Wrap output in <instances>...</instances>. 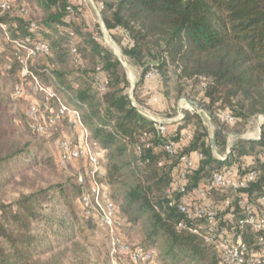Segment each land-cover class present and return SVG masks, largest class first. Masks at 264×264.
Here are the masks:
<instances>
[{
  "label": "trees",
  "instance_id": "1",
  "mask_svg": "<svg viewBox=\"0 0 264 264\" xmlns=\"http://www.w3.org/2000/svg\"><path fill=\"white\" fill-rule=\"evenodd\" d=\"M94 1L103 7L100 23L112 38L122 33L127 39L119 46L140 70L135 87L155 71L163 90L174 79L178 96L184 85L200 91V97L189 99L196 112L184 110L181 121L180 128H190L191 137L183 146L178 133L166 137L154 133L151 121L129 98V82L114 52L94 40L98 33L80 15L66 22L68 9L78 5L70 0H18L29 9L28 15L18 4L0 13V24L8 32L6 36L0 28V189L23 176L22 187L27 191L14 201L0 202V264H64L61 249L75 239L79 223L72 218L71 202L78 196L80 201L83 192L76 177L75 184L56 181V166L31 139L41 136L32 130L26 112L13 111L1 88L2 79L23 85L16 99H24L26 89L31 91L36 82L50 88L54 97L48 101L50 111L44 113L46 122L60 105L78 113L85 134L78 129L77 140L84 137L105 152L103 181L111 200L118 203L121 229L138 237V244L126 239L128 243L155 249L158 264H218L217 253L202 239L175 229L182 215L168 206L167 189L175 181L170 172L176 158L168 156L162 144L172 140L178 154L202 155L189 177L190 187L214 173L240 177L255 171L257 178L246 192L252 198L264 195V121L258 140L241 137L264 116V0ZM31 23L36 26L33 32L28 30ZM26 38L46 43L50 55H28L31 45H15ZM20 60L28 72L24 78ZM96 77L107 81L103 92L96 88ZM32 95L43 96L45 102L43 91ZM222 112L234 121L222 122ZM204 121L214 128L212 133ZM65 126L67 121L60 119L47 125L44 135L54 131L56 139ZM144 132L154 133L153 146L142 149L138 157L135 149ZM229 136L234 139L230 146ZM228 148L225 160L215 158L213 149L224 153ZM245 157H251L252 164H246ZM35 171L42 184L33 187L24 174ZM45 208L51 213L46 215ZM55 208H65L63 217L56 215ZM226 213L221 211L220 219L228 221ZM81 214L87 221L92 219ZM245 241L253 248L249 234Z\"/></svg>",
  "mask_w": 264,
  "mask_h": 264
},
{
  "label": "built area",
  "instance_id": "2",
  "mask_svg": "<svg viewBox=\"0 0 264 264\" xmlns=\"http://www.w3.org/2000/svg\"><path fill=\"white\" fill-rule=\"evenodd\" d=\"M17 4L18 0H0V13L10 10ZM18 5L20 11L24 15H28L29 9L26 5L22 3ZM102 9L103 7L100 6L99 11ZM76 15L84 17L80 4L75 9L72 7L68 9L66 22L70 23ZM0 28L8 36L7 27L0 24ZM28 30L31 32L36 30L35 24L31 23ZM94 40L101 41V38L94 35ZM14 43L21 47L31 45L28 55L44 57L50 55L49 47L44 42H34L33 39L26 38ZM71 53L75 58V63H79L80 60L77 59L74 47H72ZM20 63L23 65L20 76L24 78L28 72L24 62L20 60ZM152 79L162 82L161 76L155 71L148 72L144 77L145 81ZM95 84L96 88L103 92L107 81L96 77ZM22 89L23 85L18 84L14 90V97L19 98L22 95ZM31 91L45 93V102L42 105L35 104L29 107L25 113L31 121V128L35 134L44 135L47 125H55L60 119L66 120L68 126L75 130L80 129L85 134L78 113L63 105H60L55 110V114L46 122L44 113L50 111L48 101L54 97V94L50 88H43L37 82L31 85ZM153 101L157 100L153 99ZM135 107L137 108V106ZM182 109L196 112L194 107L187 103L183 104ZM140 111L151 121L154 133L158 137L169 135L167 124L156 117L152 110ZM183 118L184 115L181 113L176 119L183 120ZM220 120L232 123L234 118L227 112H222ZM154 133L144 132L141 135L140 143L135 149L138 157L141 156L142 149H150L153 146ZM162 149L168 156L176 158V164L170 172L175 177V181L171 188L167 189L168 206L176 209L182 215V218L175 224V229L178 232L195 235L202 239L217 253L218 264H264V195L252 198L246 192L249 186L255 182L257 173L249 171L240 177L214 173L210 179L190 187L188 181L195 167L194 159L190 155L178 154V145L172 140L163 143ZM54 150L61 167L77 162H82L86 166V176L82 173L77 176V183L83 191L79 201L80 208L85 218L95 219L101 227L110 233L111 254L117 264H158L155 249L132 245L119 233L122 223L117 216V206L109 197V191L103 181L102 164L105 152L98 146L89 143L84 137L75 141L64 136L55 139ZM196 157L197 160L202 159L200 153H196ZM212 193L224 195L219 206L206 207L198 202V199H205ZM224 210L230 217V222L221 221L219 214ZM246 234L253 237V248L248 246L245 241Z\"/></svg>",
  "mask_w": 264,
  "mask_h": 264
},
{
  "label": "rangeland",
  "instance_id": "3",
  "mask_svg": "<svg viewBox=\"0 0 264 264\" xmlns=\"http://www.w3.org/2000/svg\"><path fill=\"white\" fill-rule=\"evenodd\" d=\"M91 19L88 22L92 27H94V31L98 33L99 31L95 26V20L94 18ZM114 40L119 44V38L115 37ZM113 50H115L114 54L122 64L127 79L129 81L135 80L133 76L137 74V65L130 58L123 56L119 49L115 48ZM184 86L185 90L181 96H178L176 93V84L174 82V79L170 80L169 83L164 87L162 94L166 98L168 104L172 106V108L170 109V114L165 112L166 117H173L175 114V109L179 106V104L187 103L188 105L193 107L189 99H191L192 97H200V91L198 89H191L189 88V86ZM1 88L3 92H5L9 96L13 106V111L18 112L21 115H24V113L29 107L44 102L43 96H33L32 92L28 88L26 89L24 99H16V97H14V90L16 88L14 79H2ZM259 119L263 121L264 116L258 117L252 123V125H255ZM56 133L57 132L54 131H48L47 134L41 137L31 136V139L33 141H37V143L41 146L43 157L50 159L51 162L56 166L58 174L56 181H60L63 184H75V177L77 182V176L80 173L83 174L84 172V164L81 162H77L67 165L66 167H61L59 165L56 159V152L54 150L55 138H53V135H55ZM69 135L70 132L67 129H63V132H61V136L77 141V138L70 137ZM74 136L76 137V134H74ZM24 175L28 180L27 184L30 186L34 187V185L37 186L39 184H42V181H40L38 177V171H35L34 173L29 172L28 174ZM22 177L23 176L15 177L13 180L9 181L7 185H5L2 189H0V202L14 201L15 199H17L21 191H27L25 188L22 187ZM44 177L46 178V174L44 175ZM71 205L72 210L74 212V216L72 218L74 221H78L79 223L75 228V239L71 241L65 248L61 249V251H63L65 254L64 264H117L116 259L111 254L112 246L110 233L103 227H101L95 219L87 221L82 217L81 208L79 204V196L71 202ZM116 205H118L117 202ZM45 209L46 212L44 213L46 215L51 213L50 208ZM55 209L57 211L56 215L63 217L65 213V208ZM87 222L89 223L88 228H86ZM119 233L131 243L138 244V237H136L134 233H130L128 230H124V228H122Z\"/></svg>",
  "mask_w": 264,
  "mask_h": 264
},
{
  "label": "crops",
  "instance_id": "4",
  "mask_svg": "<svg viewBox=\"0 0 264 264\" xmlns=\"http://www.w3.org/2000/svg\"><path fill=\"white\" fill-rule=\"evenodd\" d=\"M72 4L79 5L83 9V19L88 27H90L91 30H94L90 23L88 22L91 18H94L95 20V26L97 27V30L99 31L98 34L101 38V43L108 48H110L115 53V48L120 49V44L124 45L127 43V39L124 36V34H120L117 36L119 38V44L112 38V36L109 34V32L103 27V25L100 23V16H99V7L101 6L99 2H96L94 0H70ZM80 2V3H78ZM93 20V19H91ZM122 54V53H121ZM137 74L133 76L135 80H128L129 82V97L130 100L133 102L135 106L139 110H152L154 112V115L158 117L160 120L165 122L168 126L169 134L172 136H177V133L183 137L182 143L183 146H186L188 143L190 137H191V129L186 128H180L182 123V120L176 119L177 116L181 113H183V104H179V106L175 109V114L173 117L168 118L165 116V112L168 114L171 113L170 109L172 108L171 105L168 104L166 98L162 94L163 92V85L157 80L152 79L150 81L142 80L141 84L138 87L136 86V83L140 79V70L137 67ZM102 77V75H101ZM103 78V77H102ZM127 78V77H126ZM153 99H156L157 101L154 102ZM264 121V120H263ZM262 120H258L255 125H252L247 131L244 132V134L241 136L245 139H252V140H258L260 138V125L263 122ZM204 126L207 128V130L212 133L213 127L207 123L206 121L203 122ZM64 129H67L70 132V137L77 138L80 134L79 130H75L71 128L70 126H65ZM63 131V130H62ZM76 134V137L74 136ZM233 137L229 136L228 138V145L233 142ZM229 148L224 153H219L215 149H213V154L216 159L218 160H224L229 155ZM197 152H192L189 155L194 159L195 165L199 162L196 157ZM243 160V159H242ZM244 161L246 164H252V158L251 157H245ZM202 181L197 182L196 185L200 184ZM190 182L188 183V186H190ZM194 185V186H196ZM224 195H221L220 193H212L205 199H198V202L202 205L209 207L212 205L219 206L221 201L223 200ZM227 214V213H226ZM227 218H230L226 215ZM222 221H227L225 217H223ZM229 222L231 219L228 220ZM250 236V235H249ZM253 238V237H252Z\"/></svg>",
  "mask_w": 264,
  "mask_h": 264
}]
</instances>
